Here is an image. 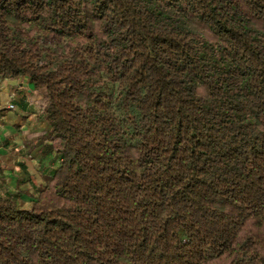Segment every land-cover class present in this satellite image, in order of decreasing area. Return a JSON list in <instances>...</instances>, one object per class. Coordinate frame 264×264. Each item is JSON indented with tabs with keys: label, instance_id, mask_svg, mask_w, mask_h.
I'll use <instances>...</instances> for the list:
<instances>
[{
	"label": "trees",
	"instance_id": "trees-1",
	"mask_svg": "<svg viewBox=\"0 0 264 264\" xmlns=\"http://www.w3.org/2000/svg\"><path fill=\"white\" fill-rule=\"evenodd\" d=\"M19 77L58 165L0 264H264V0H0Z\"/></svg>",
	"mask_w": 264,
	"mask_h": 264
},
{
	"label": "crops",
	"instance_id": "crops-1",
	"mask_svg": "<svg viewBox=\"0 0 264 264\" xmlns=\"http://www.w3.org/2000/svg\"><path fill=\"white\" fill-rule=\"evenodd\" d=\"M42 106V91L28 78H0V179L12 192L44 185L58 165Z\"/></svg>",
	"mask_w": 264,
	"mask_h": 264
},
{
	"label": "rangeland",
	"instance_id": "rangeland-1",
	"mask_svg": "<svg viewBox=\"0 0 264 264\" xmlns=\"http://www.w3.org/2000/svg\"><path fill=\"white\" fill-rule=\"evenodd\" d=\"M47 182V180H45V181H42V183L44 184V183H46ZM24 199H26V198H24ZM25 201H27V200H25ZM25 201H24V203H25Z\"/></svg>",
	"mask_w": 264,
	"mask_h": 264
},
{
	"label": "built area",
	"instance_id": "built-area-1",
	"mask_svg": "<svg viewBox=\"0 0 264 264\" xmlns=\"http://www.w3.org/2000/svg\"><path fill=\"white\" fill-rule=\"evenodd\" d=\"M9 108H13V106L12 105H9Z\"/></svg>",
	"mask_w": 264,
	"mask_h": 264
}]
</instances>
